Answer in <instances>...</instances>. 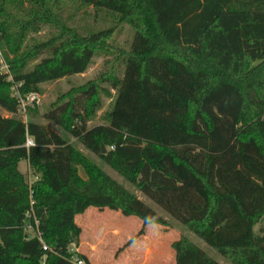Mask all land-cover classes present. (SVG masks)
<instances>
[{
	"label": "trees",
	"instance_id": "obj_1",
	"mask_svg": "<svg viewBox=\"0 0 264 264\" xmlns=\"http://www.w3.org/2000/svg\"><path fill=\"white\" fill-rule=\"evenodd\" d=\"M68 4L113 16L132 37L110 73L73 89L42 119L229 264H264V231H255L264 222V0H0V51L12 78L0 74L4 112L17 114L12 85L39 94L108 50L113 30L80 34ZM42 28L46 39L28 40ZM102 84L114 92L111 108L105 123L87 128L99 94L110 96ZM89 208L138 219L127 246L144 228L166 225L52 130L0 117V264H72L75 216ZM34 222L45 250L26 232ZM171 250L173 264H218L185 238Z\"/></svg>",
	"mask_w": 264,
	"mask_h": 264
},
{
	"label": "rangeland",
	"instance_id": "obj_2",
	"mask_svg": "<svg viewBox=\"0 0 264 264\" xmlns=\"http://www.w3.org/2000/svg\"><path fill=\"white\" fill-rule=\"evenodd\" d=\"M66 7L67 15L72 16L71 26L75 27L80 34L106 29L113 30L108 39V50L99 51L84 73L40 85V103L34 109L28 111L25 116L11 115L0 109V117L14 118L23 123L33 121L52 130L69 144H72L76 150L98 166L111 179L121 184L146 205L152 207L166 221V225L163 226L152 225L144 228L143 235L127 246V243L136 238L141 230V222L134 217H124L119 212L98 211L89 208L83 214L75 216V223L80 227L81 232L78 239L80 254L87 259L89 264H173L171 243L180 238H185L218 264H229L186 228L165 216L122 178L103 166L96 157L84 150L75 139L70 138L68 134L63 132L60 126L52 125L42 119L44 113L49 111L54 104L62 100L73 89L110 73L118 54L117 50L119 48L126 49L132 37L131 28L126 24L118 23L111 15L95 12L91 8L79 7L76 4H68ZM48 31L49 29L42 28L39 33L30 35L28 40L43 41L48 36ZM102 88L108 90L110 96L108 97L102 92L99 94L100 107L88 120L87 128L105 123V115L111 108L114 92L110 90L107 84H102ZM18 169L22 173H26L27 181L31 184L36 180V176L30 173L27 162H20ZM78 175L82 179L86 178L80 168L78 169ZM261 229L264 231V222H261L255 228V231L259 232ZM124 255L129 257L126 262L124 261L126 257Z\"/></svg>",
	"mask_w": 264,
	"mask_h": 264
},
{
	"label": "built area",
	"instance_id": "obj_3",
	"mask_svg": "<svg viewBox=\"0 0 264 264\" xmlns=\"http://www.w3.org/2000/svg\"><path fill=\"white\" fill-rule=\"evenodd\" d=\"M0 74L7 75V81L12 82V78L9 75L8 67L6 66L5 62L2 58V53L0 51ZM21 85H12L10 88L11 97L17 102V115L25 116V114L34 109L35 106H37L40 103V95L35 92H31L28 94H21L19 92V88ZM33 146L32 142L27 139L25 147H31ZM34 226L36 227V230H33L31 225H27L26 232H32L33 236L38 238L40 243L42 244L43 249L45 250L46 247L42 243L41 240V234L37 230V222H34ZM67 253H68V260L72 264H85L84 260L82 259V255L79 251V245H76L74 243L70 244L67 247Z\"/></svg>",
	"mask_w": 264,
	"mask_h": 264
},
{
	"label": "water",
	"instance_id": "obj_4",
	"mask_svg": "<svg viewBox=\"0 0 264 264\" xmlns=\"http://www.w3.org/2000/svg\"><path fill=\"white\" fill-rule=\"evenodd\" d=\"M101 153H102V154L105 153V148H104V146H101Z\"/></svg>",
	"mask_w": 264,
	"mask_h": 264
},
{
	"label": "crops",
	"instance_id": "obj_5",
	"mask_svg": "<svg viewBox=\"0 0 264 264\" xmlns=\"http://www.w3.org/2000/svg\"><path fill=\"white\" fill-rule=\"evenodd\" d=\"M144 238H145V237H144ZM130 249H131V248H130ZM125 251H126V250H125ZM124 253H125V252H124ZM124 256H126L124 261H125V262L128 261V260H129V257H127V255H124ZM124 264H125V263H124ZM133 264H134V263H133Z\"/></svg>",
	"mask_w": 264,
	"mask_h": 264
}]
</instances>
